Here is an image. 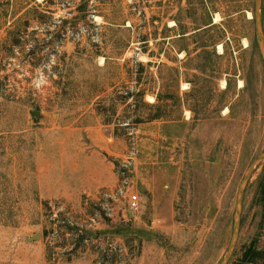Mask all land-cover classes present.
I'll return each mask as SVG.
<instances>
[{
    "label": "rangeland",
    "instance_id": "374dc122",
    "mask_svg": "<svg viewBox=\"0 0 264 264\" xmlns=\"http://www.w3.org/2000/svg\"><path fill=\"white\" fill-rule=\"evenodd\" d=\"M255 11L256 0H0V264H221L252 166L231 260L254 242L264 248ZM260 12L264 33V0ZM140 63H153L144 81L163 63V92L175 98L166 121L120 126L116 138V118L132 113L119 107L104 125L96 103L112 91H98H134ZM102 136L118 141L117 185L76 203L45 198L64 141ZM125 168L136 211L107 195ZM161 217H173L172 231Z\"/></svg>",
    "mask_w": 264,
    "mask_h": 264
},
{
    "label": "crops",
    "instance_id": "0c3cea01",
    "mask_svg": "<svg viewBox=\"0 0 264 264\" xmlns=\"http://www.w3.org/2000/svg\"><path fill=\"white\" fill-rule=\"evenodd\" d=\"M154 123H146V125L151 126ZM115 137L102 136L96 139L100 140L99 142L94 139L87 141L86 145L81 147H74L73 142L66 139L60 147L62 153L56 171L50 172L46 175L47 179H44V184L49 186L44 197L76 203L81 197L95 198L102 189L115 187L120 179L115 165V160L119 156L118 148H116L118 137ZM166 206H168L167 209L170 208L169 205ZM154 207L157 208L156 205ZM158 219L167 233L174 229L173 217ZM67 264L76 263L72 260Z\"/></svg>",
    "mask_w": 264,
    "mask_h": 264
},
{
    "label": "trees",
    "instance_id": "16d2710c",
    "mask_svg": "<svg viewBox=\"0 0 264 264\" xmlns=\"http://www.w3.org/2000/svg\"><path fill=\"white\" fill-rule=\"evenodd\" d=\"M80 10L86 11L84 6L80 7ZM108 30L114 31V28L119 27L116 21L112 20L109 22ZM107 43V41H105ZM122 51H119V55H122ZM105 66L104 69L109 68L111 57L105 56ZM153 63H148L146 66L143 64H138V72L136 73L134 82V91H127L122 93L120 87L117 84L103 85L98 91V96L106 94L108 91H112L111 95L107 94L105 98L99 99L96 103L98 114H105L106 118L116 117L117 110L119 107H126L127 111H131L132 115L127 117L126 121L123 118H116V131L120 130V126H125L124 128H129L132 126L153 123L157 121H166L168 114V104L166 103L169 99H174V95H166L163 92V82L162 77L165 65L163 63L157 66L158 76H155L151 72L148 73L149 77L144 81L143 76L151 67ZM123 88V87H121ZM151 96L155 99L154 103L146 102V97ZM132 100V104H128ZM148 112V113H146ZM110 113V114H109ZM106 119L104 125H111L113 121ZM229 264H264V248H260L257 244L252 243L248 248L242 250V254L236 258L232 259Z\"/></svg>",
    "mask_w": 264,
    "mask_h": 264
},
{
    "label": "water",
    "instance_id": "95a60500",
    "mask_svg": "<svg viewBox=\"0 0 264 264\" xmlns=\"http://www.w3.org/2000/svg\"><path fill=\"white\" fill-rule=\"evenodd\" d=\"M261 2H262V0H256L255 20H256V29H257V33H258V36H259L260 41H261L262 51H263V56H264V33L262 30V25H261V21H262L261 18L262 17H261V12H260ZM263 161H264V154L256 161V164L258 165ZM253 168H254V166L251 167V169L249 170V174L245 177V179L242 182L239 200L237 203V220L235 222L234 239H233V242L229 248V251H228L224 261L221 264H229L230 263L231 258H232L233 253H234L236 243L238 242L239 235H240V226H241V210H240V207H241L242 197H243V193H244V185L246 184L247 180L249 179V176L252 174Z\"/></svg>",
    "mask_w": 264,
    "mask_h": 264
},
{
    "label": "built area",
    "instance_id": "2783aa9c",
    "mask_svg": "<svg viewBox=\"0 0 264 264\" xmlns=\"http://www.w3.org/2000/svg\"><path fill=\"white\" fill-rule=\"evenodd\" d=\"M125 166H127V165H125ZM123 171L124 172L122 174L123 177L121 178V183L115 189L107 192V195L112 194L114 196L115 195L116 196L119 195V197H128L129 198V206H130V208L132 210L136 211V210H138V208L140 206V203H139V201H140L139 199L140 198H139V195L137 193L136 194L135 193L130 194L131 186H130V183H129V177H128V175H126L128 170L125 168ZM113 255H114V253H112V256Z\"/></svg>",
    "mask_w": 264,
    "mask_h": 264
},
{
    "label": "bare ground",
    "instance_id": "6f19581e",
    "mask_svg": "<svg viewBox=\"0 0 264 264\" xmlns=\"http://www.w3.org/2000/svg\"><path fill=\"white\" fill-rule=\"evenodd\" d=\"M249 16V18L250 19H252L253 18V15L251 14V13H249L248 14ZM245 44L247 45V41H245ZM220 50H222V46H220ZM226 86V82L224 81L223 83H222V87L224 88ZM241 86H242V83H241ZM153 100H154V98H153Z\"/></svg>",
    "mask_w": 264,
    "mask_h": 264
}]
</instances>
